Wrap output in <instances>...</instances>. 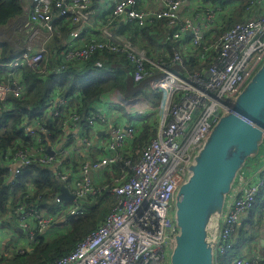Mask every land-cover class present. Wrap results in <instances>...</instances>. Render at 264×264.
<instances>
[{"label": "built area", "instance_id": "built-area-1", "mask_svg": "<svg viewBox=\"0 0 264 264\" xmlns=\"http://www.w3.org/2000/svg\"><path fill=\"white\" fill-rule=\"evenodd\" d=\"M138 1L117 0L108 10L107 27L91 32L102 37L80 47L68 45L55 67L47 61L45 46L19 50L5 60L0 46V116L11 98L25 99V68L48 79L68 69L83 70L95 53L105 49L127 57L135 82L159 74L149 85L161 93L158 106H137L138 96L127 99L113 89L85 108V114L80 110L82 98L76 101L57 85L38 110L21 116L16 125L20 137L11 141L13 147L9 146L5 157L0 154V166L6 172L4 184L14 185L25 169L38 165L49 169L75 198L62 199L60 188L51 211L40 204L42 194L37 196L35 186L28 183L27 190L35 200H18L11 207L9 223L15 228L5 225L4 219L0 221V260L31 250L39 238L52 240L65 233L67 221L84 213L79 200L107 193L115 200L110 214L75 250L51 264H170L178 233L175 195L189 175L187 166L212 125L227 110V103L264 61V0H251L261 12L228 29L226 17L234 0H209L211 5L194 10L187 9L188 0H153L159 4L158 10L141 8L139 3L144 0ZM32 2L30 20L41 29L52 30L54 19L59 18L77 24L80 35H85L89 32L86 25L96 26L93 15L101 14L93 9L92 0ZM219 7L224 17L221 20L216 17ZM122 18L138 27L165 20L168 37L179 44L171 50L163 48L162 55L173 65L149 56L132 40L116 36L111 25ZM203 28L214 29L203 35ZM216 31L223 32L215 36ZM210 51L214 58L208 68L194 73L187 70L191 57L203 64ZM58 76L59 80L64 77ZM127 115L133 117L129 123L124 120ZM145 120L155 124L156 134L133 163L132 144ZM120 164L123 168L118 173L116 166ZM263 193L264 154H259L240 172L227 199L215 237L216 263L232 252L245 214L255 208ZM261 218L264 220V207ZM5 236L9 241L1 245ZM232 264H264V257L258 252L242 254Z\"/></svg>", "mask_w": 264, "mask_h": 264}, {"label": "trees", "instance_id": "trees-1", "mask_svg": "<svg viewBox=\"0 0 264 264\" xmlns=\"http://www.w3.org/2000/svg\"><path fill=\"white\" fill-rule=\"evenodd\" d=\"M234 1L236 2V5L225 22L226 29L236 23L246 21L261 12L260 7L255 2L251 3V0ZM92 7L94 8V5ZM245 9H248V11L245 12ZM22 13L23 6L20 0H0V27L9 26L10 22L22 16ZM108 13L109 12L106 14ZM58 20L61 19L58 18ZM54 21L52 24L53 27ZM61 21L63 22L64 20ZM119 22L120 21H118V25L121 26ZM134 24L132 25L134 26V31L141 34L140 48L146 50L149 56L161 57L171 64L168 56L162 55V53L158 52L163 48L171 50L166 46H161L160 43H168L169 47L174 46L178 48L179 46L178 42L175 40L174 42L173 39H167L166 36L168 35V32L165 28L166 21L162 20L156 25L146 27H138ZM58 32L59 34L62 33V31ZM222 32L223 31H217L213 34L219 36ZM149 34L150 37L147 38L148 41L142 42V37ZM8 48V46H2L3 60L7 59L5 57L8 53ZM213 58V51H210L209 58L203 64L199 62L197 57H191L187 62V70L193 73L202 71L210 66L211 62H213ZM124 61L127 62V65L131 68L129 69L132 71L133 67L124 54L105 49L103 52L95 53L94 56L86 62L83 70L77 71L74 69H68L67 71H64V73L52 74L48 79L40 78L37 72L25 68L22 76L24 78L23 85L25 88V99L11 98L10 105L6 110L2 109V114L0 116V154L5 157L4 154L8 150L11 141L20 137L21 131L16 129V125L21 116L33 114L38 110L40 106L46 102L51 91H53L57 85L65 92V95L74 96L76 101L82 98L83 105L80 107V110L83 111L85 108H88L89 105L98 101L100 96L105 92L107 93L110 90L117 89L124 94L127 88L126 71L118 66ZM59 62L60 58H58V61L52 60V64L49 65L50 67H55L59 65ZM172 65L173 64H171V66ZM58 75H64V77L59 80ZM78 82H80V87L77 89L74 85ZM137 84H139V82L134 81V85ZM138 93L137 96L146 99L149 105L153 107L159 105L161 93L153 91L149 84H146L144 89ZM0 108H3L2 102H0ZM84 113L88 114L86 111H84ZM146 120L140 128V134L132 144L134 151L132 156L133 163H136L138 160L140 150H143L144 146L150 142L156 134L155 124H149ZM10 147H13V144ZM262 149L263 148H261V152ZM122 168V164L116 166L117 172L120 173ZM5 179L6 172L0 166V213L4 216V224L9 225L11 229H13V224L9 223L8 217L11 207L14 206L18 200H35V196L29 194L27 190L28 183L35 186L37 189V196L42 194L40 204L44 207H48L51 211H54L52 201L61 186L53 178L52 172L49 169L38 165L31 166L23 171L14 185H5ZM78 204L83 206L84 213L78 216H72L67 221L68 230L65 233H62L52 240L39 238V241L34 248L21 254L6 256L0 260V264H51L57 261L75 250L80 241L97 229L100 223L112 211L115 205V200L109 194L103 193L90 195L85 199L79 200ZM263 207L264 193L263 195H259L257 205L250 211V215L258 209L261 211ZM245 234L249 233L246 232ZM250 240L251 238L249 235L247 241ZM247 241L243 242L237 239L232 252L227 256L218 258L217 264H232L233 259L238 255H242L243 251L248 247Z\"/></svg>", "mask_w": 264, "mask_h": 264}, {"label": "water", "instance_id": "water-1", "mask_svg": "<svg viewBox=\"0 0 264 264\" xmlns=\"http://www.w3.org/2000/svg\"><path fill=\"white\" fill-rule=\"evenodd\" d=\"M120 67L127 73L123 94L127 99L136 97L146 84L160 76L134 85L132 71ZM227 106L188 164L189 175L175 195L178 233L170 264H217L215 237L227 199L240 172L261 153L264 144V61ZM60 197L66 201L75 198L64 184Z\"/></svg>", "mask_w": 264, "mask_h": 264}, {"label": "crops", "instance_id": "crops-1", "mask_svg": "<svg viewBox=\"0 0 264 264\" xmlns=\"http://www.w3.org/2000/svg\"><path fill=\"white\" fill-rule=\"evenodd\" d=\"M116 1L117 0H92L93 5H94L93 9L100 11L101 14L95 13L93 15V20L95 21L96 26L91 27V26L86 25L85 27L89 29V32H87L85 35L84 34L80 35L77 24H72V23H68L65 21L62 22L61 20H58V18L54 19L55 20L54 27L52 30H49L47 28L41 29V28L34 26L30 20V13H31L32 5H33L32 0H20L23 6V13H22L23 15L12 20L11 22L14 21V26L12 29H14L16 32H19L22 35V37L18 38L20 40L19 42L16 41L17 43H19L18 45L17 44L12 45V47L8 48V53L6 56H11L17 51L28 48V47L38 49L41 46H45L47 48V53H46L47 61L49 62V64H52L51 61L52 60L58 61L59 54L68 45L80 47L88 43L90 40L101 38L102 35L100 33L97 32L96 35L93 36L91 35V32L96 28L102 30L105 27H107L108 23H107L106 13L108 12L110 7H113ZM225 1L229 2L230 0H225ZM138 2H141V1L139 0ZM208 2L209 0H188L187 9L194 10L198 8L201 9L202 7H208L209 5H211ZM139 5L141 8H148L151 10L159 9V4H157L153 0H144L143 2L139 3ZM235 5H236V2L233 4L232 8H229V10H233ZM221 12H222L221 8L220 7L217 8L216 17L219 20L224 18ZM224 15L227 16L228 14H224ZM226 18L228 19V17ZM119 23L121 24V26L118 25L117 21H115L114 24L111 25V29L112 30L114 29L115 35L120 36L122 38L132 40L134 43L140 46L141 34L139 32L134 31V28H133L134 26H132L135 22L131 23L125 18H122ZM213 29L214 28H211V29L203 28L202 30L203 35L208 34ZM58 31L60 32L62 31V33L59 34ZM148 37H150V34L145 37H142V42L148 41L147 40ZM166 37L167 39H170L168 35ZM23 40L24 41L26 40V42L23 43ZM0 44H3V43H0ZM160 44L161 46L163 45L170 49L174 47V46L169 47L168 43H165V44L160 43ZM163 51H164L163 49H160L158 52L162 53ZM118 66L119 67L124 66L128 69L130 68L127 65L126 61L119 64ZM126 79H127V73H126ZM137 99H138L136 101L137 106H143V105L149 104L148 101L142 97L138 96ZM132 119L133 117H130L127 115L125 116L124 120L126 123H129ZM261 153L264 154V152H261ZM250 213L251 212H248L247 214H245L236 240L239 239L240 241L246 242L250 235L251 240L247 241L248 247L243 251L242 254L249 253V254L255 255V253L258 252L260 253L262 257H264V221L261 218V211L260 209H258L251 215ZM246 232H248L249 234H245Z\"/></svg>", "mask_w": 264, "mask_h": 264}, {"label": "rangeland", "instance_id": "rangeland-1", "mask_svg": "<svg viewBox=\"0 0 264 264\" xmlns=\"http://www.w3.org/2000/svg\"><path fill=\"white\" fill-rule=\"evenodd\" d=\"M13 26H14V21L11 22L10 25L7 27H5V26L0 27V43H3V44H0L1 46L12 47V45H16V44L18 45L19 44V43H17L20 41L18 38H21L22 35L19 32H16L14 29H12ZM25 42H26V40L25 41L23 40V43H25ZM74 87L78 89L80 87V82L76 83L74 85ZM263 146H264V144H263ZM262 152H264V147H263ZM250 161L248 162V164L250 163ZM3 219H4V216L0 213V221H2ZM12 228H15V225H12ZM8 241L9 240L7 239V236H5V238H2V240H1V245H5ZM244 255L252 256L253 254L246 253Z\"/></svg>", "mask_w": 264, "mask_h": 264}, {"label": "clouds", "instance_id": "clouds-1", "mask_svg": "<svg viewBox=\"0 0 264 264\" xmlns=\"http://www.w3.org/2000/svg\"><path fill=\"white\" fill-rule=\"evenodd\" d=\"M261 154V153H260Z\"/></svg>", "mask_w": 264, "mask_h": 264}]
</instances>
